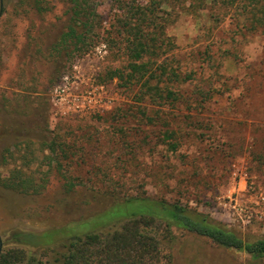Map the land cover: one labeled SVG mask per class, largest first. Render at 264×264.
Instances as JSON below:
<instances>
[{
    "label": "rangeland",
    "instance_id": "374dc122",
    "mask_svg": "<svg viewBox=\"0 0 264 264\" xmlns=\"http://www.w3.org/2000/svg\"><path fill=\"white\" fill-rule=\"evenodd\" d=\"M91 4L100 27L89 49L50 58L73 0H0L1 253L54 264L74 237L120 228L127 218H113L114 208L132 197L187 206L240 237L264 238V32L246 31L241 0ZM142 7L155 8L164 26L157 64L191 76L174 83L176 103L141 100L140 86L109 78L128 64L113 26ZM9 179L32 188L4 189ZM16 233L38 237L23 245ZM173 234V264H264Z\"/></svg>",
    "mask_w": 264,
    "mask_h": 264
},
{
    "label": "trees",
    "instance_id": "16d2710c",
    "mask_svg": "<svg viewBox=\"0 0 264 264\" xmlns=\"http://www.w3.org/2000/svg\"><path fill=\"white\" fill-rule=\"evenodd\" d=\"M73 3L67 31L51 49L50 58L60 57L63 53L74 56L75 53L86 52L97 36L100 24L91 0H73ZM40 5L38 3L37 7L42 11ZM241 6L245 30L264 32V0H241ZM156 22L155 8L146 7L138 9L131 17L127 14L117 19L113 28L117 29L126 43L128 64L123 69L110 71L109 78H117L126 88L140 86L141 100L172 104L179 101L174 83L184 82L191 76L184 78L177 68L169 67L167 63L157 64L155 58L164 54L161 43L164 26ZM166 133H169V138L175 134ZM177 147V143L172 144L174 151ZM49 148L54 150L51 146ZM9 180L1 182L4 189L26 193L32 188L29 183ZM130 205L133 206L131 210ZM114 209H119L120 214L113 218H127L120 228L106 232L88 231L74 237L64 245L65 252L54 264H173L171 247L167 246L174 240V229L206 238L221 248L246 253L254 260L264 259V238L240 237L225 223L187 206L132 197ZM34 237L38 236L16 233L11 239L29 245ZM25 257L23 250H10L0 254V264H18Z\"/></svg>",
    "mask_w": 264,
    "mask_h": 264
},
{
    "label": "flooded vegetation",
    "instance_id": "af4514ba",
    "mask_svg": "<svg viewBox=\"0 0 264 264\" xmlns=\"http://www.w3.org/2000/svg\"><path fill=\"white\" fill-rule=\"evenodd\" d=\"M1 243H2V246H1ZM3 247H4V243H3V241H1V237H0V254L2 252Z\"/></svg>",
    "mask_w": 264,
    "mask_h": 264
},
{
    "label": "water",
    "instance_id": "95a60500",
    "mask_svg": "<svg viewBox=\"0 0 264 264\" xmlns=\"http://www.w3.org/2000/svg\"><path fill=\"white\" fill-rule=\"evenodd\" d=\"M1 13H2V10H1V12H0V16H1ZM1 246H2V243H1Z\"/></svg>",
    "mask_w": 264,
    "mask_h": 264
},
{
    "label": "built area",
    "instance_id": "2783aa9c",
    "mask_svg": "<svg viewBox=\"0 0 264 264\" xmlns=\"http://www.w3.org/2000/svg\"><path fill=\"white\" fill-rule=\"evenodd\" d=\"M91 109H93V107L91 106Z\"/></svg>",
    "mask_w": 264,
    "mask_h": 264
}]
</instances>
